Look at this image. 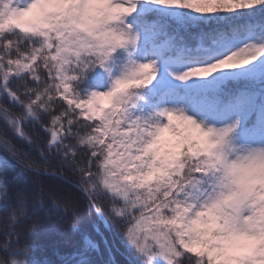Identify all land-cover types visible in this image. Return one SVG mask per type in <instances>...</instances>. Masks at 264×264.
<instances>
[{"label":"snow or ice","instance_id":"1","mask_svg":"<svg viewBox=\"0 0 264 264\" xmlns=\"http://www.w3.org/2000/svg\"><path fill=\"white\" fill-rule=\"evenodd\" d=\"M0 212V264L41 214L60 264H264V0H0Z\"/></svg>","mask_w":264,"mask_h":264},{"label":"trees","instance_id":"2","mask_svg":"<svg viewBox=\"0 0 264 264\" xmlns=\"http://www.w3.org/2000/svg\"><path fill=\"white\" fill-rule=\"evenodd\" d=\"M27 176L37 193L39 187L36 185V181L47 182V178L43 175L38 177L35 173H28ZM4 217L5 214L0 212V246L4 244L5 240ZM35 222H38V229L34 234L29 235L28 230ZM102 231L105 238L110 241L116 258L122 262L125 261L126 258L122 255L121 230L113 225L112 231L103 228ZM16 232L21 245L25 243L32 245L37 259L51 261L52 264H60L63 259L67 258L79 240V235L72 231L71 222L59 224L55 218L45 221L43 214L40 217H34L31 221H26L16 228ZM15 239L17 237H13V240Z\"/></svg>","mask_w":264,"mask_h":264},{"label":"rangeland","instance_id":"3","mask_svg":"<svg viewBox=\"0 0 264 264\" xmlns=\"http://www.w3.org/2000/svg\"><path fill=\"white\" fill-rule=\"evenodd\" d=\"M166 138H168V137L166 136Z\"/></svg>","mask_w":264,"mask_h":264}]
</instances>
